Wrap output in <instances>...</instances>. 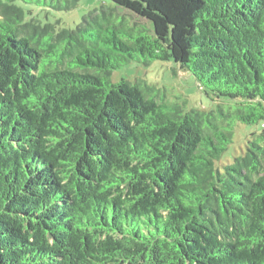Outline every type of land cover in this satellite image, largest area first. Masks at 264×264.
<instances>
[{"label": "trees", "instance_id": "16d2710c", "mask_svg": "<svg viewBox=\"0 0 264 264\" xmlns=\"http://www.w3.org/2000/svg\"><path fill=\"white\" fill-rule=\"evenodd\" d=\"M0 0V264H264V0H110L76 29ZM174 63L216 110L114 72Z\"/></svg>", "mask_w": 264, "mask_h": 264}, {"label": "rangeland", "instance_id": "374dc122", "mask_svg": "<svg viewBox=\"0 0 264 264\" xmlns=\"http://www.w3.org/2000/svg\"><path fill=\"white\" fill-rule=\"evenodd\" d=\"M110 0H80L72 11L55 12L49 9H36L43 23H60L61 27L76 29L84 19L101 7H112ZM112 80L118 83L127 80L131 83L146 84L160 91V97L185 106L188 110H216L217 103L209 98L191 74L174 63L144 62L132 63L114 72ZM264 143V123L258 125L237 126L233 132V143L218 161V166L233 165L235 159L244 155L250 142Z\"/></svg>", "mask_w": 264, "mask_h": 264}]
</instances>
